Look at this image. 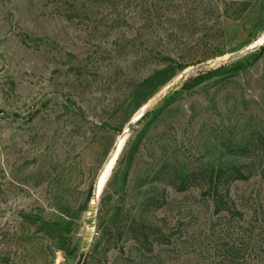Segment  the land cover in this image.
<instances>
[{
  "label": "rangeland",
  "instance_id": "1",
  "mask_svg": "<svg viewBox=\"0 0 264 264\" xmlns=\"http://www.w3.org/2000/svg\"><path fill=\"white\" fill-rule=\"evenodd\" d=\"M263 35L264 0H0V264H75L90 204L86 264H264V50L121 137L159 57L217 68Z\"/></svg>",
  "mask_w": 264,
  "mask_h": 264
},
{
  "label": "trees",
  "instance_id": "2",
  "mask_svg": "<svg viewBox=\"0 0 264 264\" xmlns=\"http://www.w3.org/2000/svg\"><path fill=\"white\" fill-rule=\"evenodd\" d=\"M243 3V0H242ZM232 6H235V3H231ZM244 6V5H243ZM243 11V10H242ZM236 15H240V11L236 12ZM236 20V19H235ZM255 39L254 41H256ZM253 41V42H254ZM264 50V47H261L257 52H254L251 54L250 57L257 58L258 54H260ZM224 53H217L214 56L208 58L212 59L215 57L223 56ZM246 59H240L237 62H230L228 64L221 65L217 68L197 72L190 76L186 81H184L180 86L179 89L182 90H193L195 88L201 87L206 85L209 82L212 81H218V79L225 78L227 74L230 77H233L240 72L244 70L243 62ZM159 63L161 64V67L159 69H156L153 71V73L147 77L145 80L142 81L140 86L138 87V91L141 92V98L138 101L135 110L133 111V114L131 117L148 101H150L154 96H156L164 87H166L171 81H173L175 78H177L184 70H186L190 65H183L178 64L176 60L169 56H161L158 58ZM200 63V62H199ZM178 93V90H175L171 92L168 96H166L162 100V105L166 104L168 100H170L175 94ZM155 111L150 110L141 120H139L135 125H138L145 119H147L149 116H151ZM133 130V127L130 131ZM225 177V173L221 170L214 171L208 175L207 178H205V190L207 191L208 195H211V199L214 202L216 211L225 210L222 202L224 198L226 197L221 191H219V181ZM229 177V180H244L245 177L241 175V171L239 168L232 167L229 171V174H227ZM184 181H182L181 187H183ZM179 187L178 189H180ZM229 210V209H227ZM22 217L31 225L39 227V229H42V231H46V229H49L48 223L44 222L39 216L37 215H28V214H22ZM130 235L132 240L136 244L145 245L148 242V237L151 235L148 232H146L143 229V226H139L137 228H131ZM83 264H86V259L83 262Z\"/></svg>",
  "mask_w": 264,
  "mask_h": 264
},
{
  "label": "water",
  "instance_id": "3",
  "mask_svg": "<svg viewBox=\"0 0 264 264\" xmlns=\"http://www.w3.org/2000/svg\"><path fill=\"white\" fill-rule=\"evenodd\" d=\"M261 47H264V35H263V40L260 44H254L252 46H248L247 48L237 53H233L227 57H224L223 59L219 60L218 63H222V62L230 63V62L237 61L249 53L258 51ZM214 63L215 62L199 64L195 67H192L189 70H185L184 72H182L177 78H175L166 87H164L152 100L148 101L143 111L135 119H132L129 122L127 126V130L122 132L121 137L125 138V135L131 130V128L139 120H141L158 102L164 99L171 92L175 91L178 88V86H180L184 81H186L191 75L197 72L212 69L213 68L212 66ZM117 157L115 158L114 156L113 157L107 156L105 163H109L111 162V160H113V158L117 159ZM100 195H101V192L98 189V184L96 183L93 188L92 199H96V201H98ZM96 213H97V204H90L89 209H88L87 218H86V231H85L84 238L81 243V248H80L75 264H83V261L86 257V253L89 249V245L92 240V235H93L94 226H95Z\"/></svg>",
  "mask_w": 264,
  "mask_h": 264
},
{
  "label": "bare ground",
  "instance_id": "4",
  "mask_svg": "<svg viewBox=\"0 0 264 264\" xmlns=\"http://www.w3.org/2000/svg\"><path fill=\"white\" fill-rule=\"evenodd\" d=\"M142 111H143V110H142ZM142 111H141V112H142ZM141 112H140V113H141ZM135 118H136V117H135ZM135 118H134V119H135ZM110 157H111V156H110ZM109 163H110V162H109ZM106 164H108V163H106Z\"/></svg>",
  "mask_w": 264,
  "mask_h": 264
}]
</instances>
